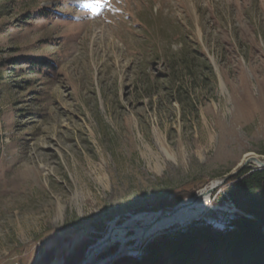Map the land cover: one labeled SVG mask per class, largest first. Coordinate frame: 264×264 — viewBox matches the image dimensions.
Masks as SVG:
<instances>
[{"label":"rangeland","instance_id":"1","mask_svg":"<svg viewBox=\"0 0 264 264\" xmlns=\"http://www.w3.org/2000/svg\"><path fill=\"white\" fill-rule=\"evenodd\" d=\"M2 6L0 264H64L264 160V0ZM212 203L223 228L235 208Z\"/></svg>","mask_w":264,"mask_h":264},{"label":"trees","instance_id":"2","mask_svg":"<svg viewBox=\"0 0 264 264\" xmlns=\"http://www.w3.org/2000/svg\"><path fill=\"white\" fill-rule=\"evenodd\" d=\"M0 1L8 3L17 0ZM2 7L0 19L4 16L2 9L6 6ZM17 65L19 64L10 66L12 68L8 70L9 75L17 74ZM28 65L31 71L43 66L37 62ZM220 191L215 197L214 205L230 203L238 211L228 214L223 228L216 227L211 222L210 218L218 213L211 211L184 226L162 231L147 243L138 257L124 256L113 264H264V170L249 167L240 176L227 182ZM183 199L179 196L165 202L159 210L173 208ZM112 244L114 243L107 247ZM89 246L90 244L79 243L73 253L67 256L64 264H79ZM118 249L119 247L111 248L101 254L99 259Z\"/></svg>","mask_w":264,"mask_h":264},{"label":"water","instance_id":"3","mask_svg":"<svg viewBox=\"0 0 264 264\" xmlns=\"http://www.w3.org/2000/svg\"><path fill=\"white\" fill-rule=\"evenodd\" d=\"M252 165L255 166V170H264V160L258 156L251 155L249 158H247V160L242 162L235 170H233L227 176H225L224 178L219 180L215 185L211 186V188H209V190H207L208 194L213 196V194L216 191H218L220 188L225 186L227 182H229L230 180L240 176L247 168L252 167ZM198 193H200V192H198ZM198 193L192 198L185 199V200L181 201L178 205H176L173 208H170L168 210H159L157 212H152L151 214L154 216L153 219L154 220L156 219V220L155 221L153 220V224L149 227V230L150 229H156V230L145 235L144 239L137 246V248H135V250H132L131 247H128L125 250H122L121 248H119L115 253L110 254L107 257L100 259L93 264H113L115 261H117L118 259H120L121 257H124V256L137 257L141 254V252L143 251V249L145 248L147 243L153 237L160 234L162 231L168 230V229L173 228L175 226H184V225L192 222L193 220L202 218L203 215L202 216L198 215L194 219L190 218V219H186V220H181V217H178L182 211H184L186 209L194 208L197 205V203L199 202V200L203 196H205L204 192L200 193V194H198ZM216 210H221V209L219 207H215L211 211H216ZM235 212H238L236 208H235ZM175 218L179 219V220L176 222H173L172 224H169L165 227H161V226H159L158 228L153 227V225H155V224L162 225L163 221L171 220V219H175ZM115 222L117 223V221H115ZM99 246L100 245L98 244V242L95 245L90 246V248L88 249V251L85 254V257L83 258V260L79 264H90V263L86 262V259H87L88 255L93 250H94L93 252L99 251L98 256H100L101 254L107 252L110 249L108 247L102 248ZM91 249H92V251L90 252Z\"/></svg>","mask_w":264,"mask_h":264},{"label":"bare ground","instance_id":"4","mask_svg":"<svg viewBox=\"0 0 264 264\" xmlns=\"http://www.w3.org/2000/svg\"><path fill=\"white\" fill-rule=\"evenodd\" d=\"M245 160H247V158H245ZM217 182L218 181L212 182L210 184V186L207 187V190H209V188H211V186L215 185ZM207 190L200 192V193L204 192L205 196H203L199 200V202L197 203V205L194 208L186 209L179 214L178 217H181V220H186V219H190V218L194 219L198 215L204 216L207 213V211L211 207L212 202L214 201L213 196L209 195ZM200 193H198V194H200ZM153 218H154V216L151 213H141V214H137L135 216H132L128 220L127 223H125L124 225H122L120 227H117L120 231V235L118 237H116V236H114V234H112V232H111L112 230L110 232L108 230L107 233H105V235L98 241V244L100 245L99 247L106 248L110 243H114L111 246H109L108 248H111L113 245L118 244L122 250H125V249H127L126 247L129 243V241L135 240V242H136L138 240V237H139L138 235L142 234V236H140L142 239L139 242H136V245L134 246V248H132V250H135V248H137V246L144 239L145 235L156 230V229H150L149 230V227L153 224V220H154ZM178 220L179 219H176V218L171 219V220H165V221H163L162 225L155 224V225H153V227H155V228H158L159 226L165 227V226L172 224L173 222H176ZM131 230L135 232L134 235L131 237L129 236L126 239L122 240V237ZM91 251L92 250H90V252ZM93 251L88 255V257L86 259L87 263L93 264L97 261L99 251H97V252L96 251L93 252Z\"/></svg>","mask_w":264,"mask_h":264}]
</instances>
